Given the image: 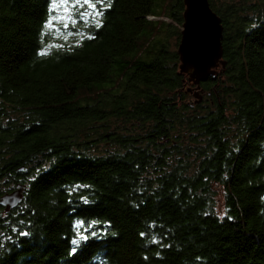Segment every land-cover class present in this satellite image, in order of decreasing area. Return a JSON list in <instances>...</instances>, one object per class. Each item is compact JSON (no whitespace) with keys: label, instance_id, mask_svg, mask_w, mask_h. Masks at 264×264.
<instances>
[{"label":"trees","instance_id":"obj_1","mask_svg":"<svg viewBox=\"0 0 264 264\" xmlns=\"http://www.w3.org/2000/svg\"><path fill=\"white\" fill-rule=\"evenodd\" d=\"M208 2L196 89L183 0H0V264H264V0Z\"/></svg>","mask_w":264,"mask_h":264},{"label":"water","instance_id":"obj_2","mask_svg":"<svg viewBox=\"0 0 264 264\" xmlns=\"http://www.w3.org/2000/svg\"><path fill=\"white\" fill-rule=\"evenodd\" d=\"M183 4L180 40L176 50L179 73L186 74L188 81L198 89L200 82L213 76L217 67L226 63L222 58L223 25L208 0H183ZM24 189V185L17 184L16 188L0 196V205L6 211L14 208L22 200Z\"/></svg>","mask_w":264,"mask_h":264},{"label":"rangeland","instance_id":"obj_3","mask_svg":"<svg viewBox=\"0 0 264 264\" xmlns=\"http://www.w3.org/2000/svg\"><path fill=\"white\" fill-rule=\"evenodd\" d=\"M148 18H149V19H153L151 16H149ZM155 19H156V18H155ZM164 20L169 21V22H172L171 19L164 18ZM179 28L181 29V26H179ZM218 67H219V66H218ZM216 71H218V70L216 69ZM192 84H194V83H192Z\"/></svg>","mask_w":264,"mask_h":264},{"label":"flooded vegetation","instance_id":"obj_4","mask_svg":"<svg viewBox=\"0 0 264 264\" xmlns=\"http://www.w3.org/2000/svg\"><path fill=\"white\" fill-rule=\"evenodd\" d=\"M0 207H1L2 209L4 208V206H2V205H0ZM4 211L7 212V211L5 210V208H4ZM8 211H9V210H8Z\"/></svg>","mask_w":264,"mask_h":264},{"label":"snow or ice","instance_id":"obj_5","mask_svg":"<svg viewBox=\"0 0 264 264\" xmlns=\"http://www.w3.org/2000/svg\"><path fill=\"white\" fill-rule=\"evenodd\" d=\"M73 243L75 244V243H77L76 241H73ZM73 251H75V249H73Z\"/></svg>","mask_w":264,"mask_h":264}]
</instances>
